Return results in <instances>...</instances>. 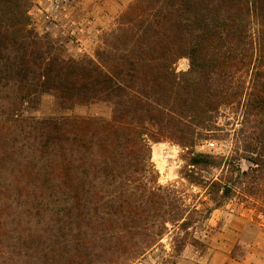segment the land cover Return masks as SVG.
<instances>
[{
	"label": "trees",
	"instance_id": "trees-1",
	"mask_svg": "<svg viewBox=\"0 0 264 264\" xmlns=\"http://www.w3.org/2000/svg\"><path fill=\"white\" fill-rule=\"evenodd\" d=\"M31 3L0 0V264H129L168 227L178 252L187 240L203 252L190 230L204 216L157 183L149 143L185 150L186 179L214 208L264 173V0H133L78 59L33 30ZM46 92L61 110L99 103L111 116L25 117ZM229 107L254 123L252 174L194 151ZM207 167L229 176H194Z\"/></svg>",
	"mask_w": 264,
	"mask_h": 264
},
{
	"label": "rangeland",
	"instance_id": "rangeland-1",
	"mask_svg": "<svg viewBox=\"0 0 264 264\" xmlns=\"http://www.w3.org/2000/svg\"><path fill=\"white\" fill-rule=\"evenodd\" d=\"M33 1L28 9L33 7ZM133 0L123 8L125 9ZM74 0H66L54 20L46 21L39 16H28L31 27L42 38L53 44L63 59L92 57L99 45L103 32L115 26L111 20L99 31L87 23L77 12ZM80 21V22H79ZM84 21V22H81ZM188 60L180 58L174 64L177 73L188 70ZM25 117L49 119L60 117H99L109 119L110 107L106 104L75 105L70 110H61L51 92L40 96L36 108L25 107ZM213 136L200 140L194 147L197 153H207L227 158L241 171L252 174L254 165L245 152L249 139L255 135L249 125L241 123L239 107L221 108L216 115ZM151 163L157 172V183L174 188L184 199L186 205L196 207L203 218L193 226L192 235L205 246L203 252L185 241L180 252L178 230L168 227V233L156 245L129 264H264V173L240 177L235 192L220 207L214 208L204 187L190 183L185 173L189 166L185 150L168 142H150ZM194 176L200 180L227 177L226 170L220 168L194 169ZM254 174V173H253ZM235 176H233L234 178ZM256 183V184H255ZM248 189V190H246ZM252 193V194H251ZM209 210V211H208ZM208 212L207 214H205Z\"/></svg>",
	"mask_w": 264,
	"mask_h": 264
},
{
	"label": "crops",
	"instance_id": "crops-1",
	"mask_svg": "<svg viewBox=\"0 0 264 264\" xmlns=\"http://www.w3.org/2000/svg\"><path fill=\"white\" fill-rule=\"evenodd\" d=\"M129 2L130 0H74L77 12L96 31L113 20Z\"/></svg>",
	"mask_w": 264,
	"mask_h": 264
},
{
	"label": "built area",
	"instance_id": "built-area-1",
	"mask_svg": "<svg viewBox=\"0 0 264 264\" xmlns=\"http://www.w3.org/2000/svg\"><path fill=\"white\" fill-rule=\"evenodd\" d=\"M28 11L29 16H39L46 21H52L56 14L63 9L66 0H35Z\"/></svg>",
	"mask_w": 264,
	"mask_h": 264
}]
</instances>
